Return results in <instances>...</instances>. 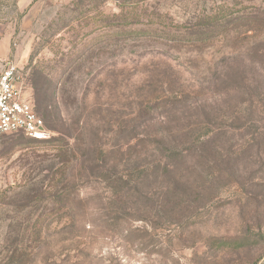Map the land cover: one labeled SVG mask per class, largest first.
<instances>
[{"label": "rangeland", "instance_id": "rangeland-1", "mask_svg": "<svg viewBox=\"0 0 264 264\" xmlns=\"http://www.w3.org/2000/svg\"><path fill=\"white\" fill-rule=\"evenodd\" d=\"M40 24L19 65L50 133L0 136V264H264V0Z\"/></svg>", "mask_w": 264, "mask_h": 264}, {"label": "crops", "instance_id": "crops-1", "mask_svg": "<svg viewBox=\"0 0 264 264\" xmlns=\"http://www.w3.org/2000/svg\"><path fill=\"white\" fill-rule=\"evenodd\" d=\"M72 1L0 0V70L7 61L23 63L31 50V40L24 43L23 38H32L51 7Z\"/></svg>", "mask_w": 264, "mask_h": 264}, {"label": "built area", "instance_id": "built-area-1", "mask_svg": "<svg viewBox=\"0 0 264 264\" xmlns=\"http://www.w3.org/2000/svg\"><path fill=\"white\" fill-rule=\"evenodd\" d=\"M15 61L0 70V136L24 134L34 139L49 137L43 118L27 93L25 73Z\"/></svg>", "mask_w": 264, "mask_h": 264}]
</instances>
